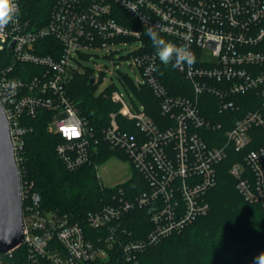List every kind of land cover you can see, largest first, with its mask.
Listing matches in <instances>:
<instances>
[{"label": "built area", "instance_id": "built-area-1", "mask_svg": "<svg viewBox=\"0 0 264 264\" xmlns=\"http://www.w3.org/2000/svg\"><path fill=\"white\" fill-rule=\"evenodd\" d=\"M23 1L14 0L15 22L0 30V105L21 174L24 239L0 254V264L19 248L27 264H85L107 260L116 245L124 260L139 264L147 249L210 213L207 196L227 160L234 161L230 174L240 195L264 210V0H54L48 20L37 27L25 20ZM148 26L195 54L194 64L176 69L190 84V96L172 95L161 81L164 65L144 40ZM129 42H138L127 58L141 72L136 88L150 89L161 118L145 105L134 111L121 93H111L119 110L102 136L127 155L148 191L132 197L121 189L112 204L90 213L88 226L107 231L94 241L67 215L42 208L25 177L24 119L53 113L47 129L62 139L56 151L66 169L94 166L98 175L97 130L67 92L84 73L75 54L105 51L115 64L118 46ZM136 208L148 210L153 228L143 239L124 242L121 223Z\"/></svg>", "mask_w": 264, "mask_h": 264}, {"label": "trees", "instance_id": "trees-1", "mask_svg": "<svg viewBox=\"0 0 264 264\" xmlns=\"http://www.w3.org/2000/svg\"><path fill=\"white\" fill-rule=\"evenodd\" d=\"M53 1L24 0L22 13L25 20L36 27L44 24L50 15ZM123 18H128V15L123 13ZM144 40L147 51L154 50L145 32ZM160 74L161 81L172 95L192 94L188 81L171 65L163 66ZM67 92L76 103L80 115L97 130L100 139L99 153L94 158L97 165L116 155L126 158L123 152L110 148L102 136L103 128L110 124V114L117 112L119 106L114 105L110 98L92 95L93 84L87 74L76 76ZM138 96L146 107L145 111L153 118L160 119L158 101L150 89L145 86L139 90ZM211 111L215 113L214 122H218L221 116L216 115V109L212 108ZM52 118L53 113L43 111L35 118L24 119L29 128L25 147V177L34 183L44 210L67 215L71 222L84 228L89 239L98 241L106 236L107 231L91 229L87 223L88 215L112 204L114 195L121 189L134 197L148 191V185L135 168L128 182L115 187H106L98 179L94 166L68 171L56 151L62 139L50 134L47 129ZM119 121L124 123L121 118ZM130 131L135 133L136 129L131 125ZM233 162L227 160L221 165L218 184L208 193L210 213L197 219L184 232L147 249L140 256L139 264H253L254 258L264 252V210L258 205L247 203L238 192L237 181L230 174ZM121 227L126 229L124 242L143 239L153 228L148 210L139 208L126 216ZM184 239L198 246L199 251L189 255L184 251L175 253L170 249L174 244H181ZM121 251V245H116L107 260L85 264H130L123 259ZM2 264H27L26 251L19 248L12 256L5 255Z\"/></svg>", "mask_w": 264, "mask_h": 264}, {"label": "rangeland", "instance_id": "rangeland-1", "mask_svg": "<svg viewBox=\"0 0 264 264\" xmlns=\"http://www.w3.org/2000/svg\"><path fill=\"white\" fill-rule=\"evenodd\" d=\"M137 45L138 42H129L128 46L119 45L118 49L120 52L115 55V59L117 60L115 64L106 56L107 53L105 51L75 54L76 59L84 70L83 74H87L90 79L94 76L97 77V82L93 84L92 95L95 97L103 96L110 98L112 92H119L125 97L127 104L134 111H136V109L141 110L144 103L138 96L139 90L136 89L138 79H141L142 77L141 72L139 69L134 70L127 59L128 55ZM205 56L209 58V52L205 51ZM122 81L125 82V84H123ZM133 174L134 166L130 159L128 157L121 158L119 155L108 159L106 162L99 165L98 168L100 181L106 187L122 185L128 182ZM179 244L180 243L174 244L170 249L172 248L175 253H178V251H184L189 255L196 254L197 251H199V247L191 243L190 240L186 241L184 239V241H182L180 245Z\"/></svg>", "mask_w": 264, "mask_h": 264}, {"label": "water", "instance_id": "water-1", "mask_svg": "<svg viewBox=\"0 0 264 264\" xmlns=\"http://www.w3.org/2000/svg\"><path fill=\"white\" fill-rule=\"evenodd\" d=\"M94 78L91 84H94ZM24 239L21 174L15 161L10 127L0 105V254L17 249Z\"/></svg>", "mask_w": 264, "mask_h": 264}, {"label": "clouds", "instance_id": "clouds-1", "mask_svg": "<svg viewBox=\"0 0 264 264\" xmlns=\"http://www.w3.org/2000/svg\"><path fill=\"white\" fill-rule=\"evenodd\" d=\"M16 13L17 5L14 0H0V30L9 23L15 22ZM144 32L151 40L156 56L164 66L171 65L173 69H180L185 64L190 66L195 63V54L187 46H178L167 41L152 26H148ZM253 264H264V252L254 258Z\"/></svg>", "mask_w": 264, "mask_h": 264}]
</instances>
